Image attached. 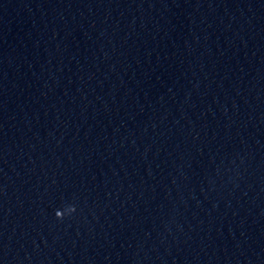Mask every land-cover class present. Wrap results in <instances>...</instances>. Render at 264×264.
<instances>
[{
  "label": "clouds",
  "instance_id": "obj_1",
  "mask_svg": "<svg viewBox=\"0 0 264 264\" xmlns=\"http://www.w3.org/2000/svg\"><path fill=\"white\" fill-rule=\"evenodd\" d=\"M63 213L61 212V211H57L56 212V216H57V218H63Z\"/></svg>",
  "mask_w": 264,
  "mask_h": 264
}]
</instances>
